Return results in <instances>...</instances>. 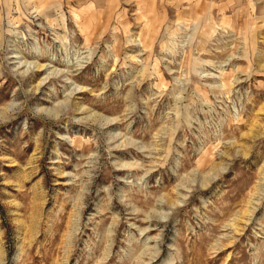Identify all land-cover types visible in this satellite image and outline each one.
<instances>
[{
    "label": "rangeland",
    "instance_id": "374dc122",
    "mask_svg": "<svg viewBox=\"0 0 264 264\" xmlns=\"http://www.w3.org/2000/svg\"><path fill=\"white\" fill-rule=\"evenodd\" d=\"M0 264H264V0H0Z\"/></svg>",
    "mask_w": 264,
    "mask_h": 264
},
{
    "label": "bare ground",
    "instance_id": "6f19581e",
    "mask_svg": "<svg viewBox=\"0 0 264 264\" xmlns=\"http://www.w3.org/2000/svg\"><path fill=\"white\" fill-rule=\"evenodd\" d=\"M57 115V114H56Z\"/></svg>",
    "mask_w": 264,
    "mask_h": 264
}]
</instances>
